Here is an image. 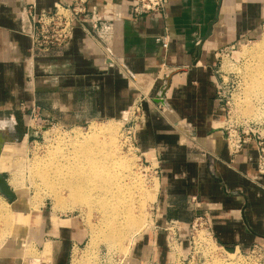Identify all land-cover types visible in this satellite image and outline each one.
Returning <instances> with one entry per match:
<instances>
[{"label": "crops", "instance_id": "crops-1", "mask_svg": "<svg viewBox=\"0 0 264 264\" xmlns=\"http://www.w3.org/2000/svg\"><path fill=\"white\" fill-rule=\"evenodd\" d=\"M56 1L0 0V113L25 120L35 107V119L81 124L123 117L143 97L135 138L156 161L158 193L153 229L136 238L122 264H170L173 251L161 229L170 219L185 228L207 213L211 233L226 247L264 236L256 143L233 154L216 129L224 113L216 50L257 31L264 0H169L163 10L136 17L133 0H89L88 8L114 22L111 47L77 25L67 44L32 50L20 11L33 2L37 11L51 10ZM33 131L27 125L22 133ZM31 225L35 255L24 258L12 242L0 246V264H68L72 244L82 240L78 219L53 223L51 215H33Z\"/></svg>", "mask_w": 264, "mask_h": 264}, {"label": "rangeland", "instance_id": "rangeland-1", "mask_svg": "<svg viewBox=\"0 0 264 264\" xmlns=\"http://www.w3.org/2000/svg\"><path fill=\"white\" fill-rule=\"evenodd\" d=\"M263 50L264 21L256 32L240 41L222 45L216 50L218 53L217 69L220 74L217 98L224 107L223 116L217 122L216 129L222 132L233 154L249 141L256 143L261 140L264 147V100L256 99L251 89L254 68ZM143 100L142 96L138 97L123 117L95 119L81 124H63L55 120L43 121L35 119L29 113H24L25 120L21 117L19 120V116L13 115L11 110H4L0 113V119H10L14 116L15 134L19 135L17 141L4 144L0 155V172L7 180L11 177L16 164L24 167L29 166V162L35 161L40 165H45L58 150L67 148L69 140L77 138L79 132L90 133L91 126L94 124H112L110 135L118 144H116L117 154L129 161L132 159L130 161L131 171H134L131 172V176L134 175L132 180L143 184L140 185V192L135 194L139 199H136L134 204L142 214L143 228L141 232L138 231L139 233L130 232L124 239L115 241L107 238L105 234L108 231L99 207L94 205L96 207L90 208L80 204L72 206L68 193L64 191L61 192V201H57L50 194V190L45 187L46 185L39 184V181L32 184V177L27 173L25 177L27 191L23 192L24 194L20 197V193L16 192L15 199L17 202L24 203L27 209L16 211L8 220L0 217V246H10L13 242L15 245L12 249H20L24 258L35 255V246L28 241V229L32 227L33 215H51L53 223H57L58 219L74 216L80 223L82 240L74 249L72 263L114 264L119 261V257H124L129 252L137 237L153 229L154 202L158 193L157 164L154 158L143 155L137 142L132 139L135 122L145 113ZM27 125L29 129L34 130L31 134L22 133ZM229 132L249 139L242 143L239 149L235 148L234 137L232 136L230 140L228 138ZM256 147L258 148L257 143ZM138 194L144 196H138ZM112 201L115 202L113 199ZM12 202L0 194L2 208H13L15 203ZM25 215L27 216L24 219ZM162 231H164L163 234L170 251H173L170 264H264V236L242 247H226L216 241L205 224H200L199 220L194 221V218L185 228L180 227L175 235L169 233L167 229H162ZM199 232L209 237L207 244L196 238ZM48 253L49 250H46V261L49 259Z\"/></svg>", "mask_w": 264, "mask_h": 264}, {"label": "bare ground", "instance_id": "bare-ground-1", "mask_svg": "<svg viewBox=\"0 0 264 264\" xmlns=\"http://www.w3.org/2000/svg\"><path fill=\"white\" fill-rule=\"evenodd\" d=\"M254 72L251 78L252 95L258 100H264V50L259 54V62ZM13 122V117L0 119V127H10ZM111 129L112 124H94L90 133L79 132L77 138L69 140L67 148L58 150L45 165L35 161L29 162L30 165L24 167L16 164L8 179L10 186L15 193H20V197L27 191L25 177L29 173L32 184L39 181V184L46 185L45 187L57 201H61L60 197L64 191L68 193L72 206L80 204L90 208L94 205L99 207L108 231L105 233L107 238L119 241L130 232H141L142 214L134 204L139 199L136 198V193L140 192V185L143 184L132 180L134 176H131L132 159L129 161L117 154V143L110 135ZM140 194L138 196H144ZM12 203H15L13 208L4 209L0 206V217L4 220L12 218L16 211L27 209L24 203L15 200ZM197 234L196 238L207 244L209 237L203 232Z\"/></svg>", "mask_w": 264, "mask_h": 264}, {"label": "built area", "instance_id": "built-area-1", "mask_svg": "<svg viewBox=\"0 0 264 264\" xmlns=\"http://www.w3.org/2000/svg\"><path fill=\"white\" fill-rule=\"evenodd\" d=\"M89 0H58L54 3L51 10H36V4L33 2L28 6H23L21 16L25 24L24 31L30 37L31 49H40L48 51L52 47H60L67 44L74 35V29L80 25L91 38L101 44L103 47H111L115 37V26L112 19L104 17L97 12L95 7L88 8ZM169 0H133L131 12L134 17L151 11H161L165 8ZM89 24V25H88ZM162 47H168V35H163ZM106 50V49H105ZM110 50V49H109ZM29 115L35 118V107H32ZM131 129V127H130ZM235 132V131H234ZM234 137L235 148H240L247 139L239 134L229 132V140ZM132 139L136 142L135 128H133ZM258 145V171L264 173V147L262 141L256 142ZM232 145V144H231ZM237 149V150H238ZM193 199L195 197L193 196ZM200 224H205L210 228V218L207 213H202L194 218ZM181 225L177 220H167L163 223L162 229L169 233L176 234ZM79 243H73L68 264H73V252ZM124 257H119L114 264H122Z\"/></svg>", "mask_w": 264, "mask_h": 264}, {"label": "water", "instance_id": "water-1", "mask_svg": "<svg viewBox=\"0 0 264 264\" xmlns=\"http://www.w3.org/2000/svg\"><path fill=\"white\" fill-rule=\"evenodd\" d=\"M13 125L10 127H0V155L2 152V148L6 142H14L19 138L15 134L16 130L14 127L15 118ZM0 194L6 197L9 201H14L16 199V193L14 189L10 186L7 178L0 172Z\"/></svg>", "mask_w": 264, "mask_h": 264}]
</instances>
